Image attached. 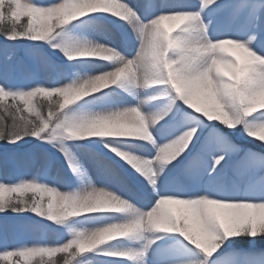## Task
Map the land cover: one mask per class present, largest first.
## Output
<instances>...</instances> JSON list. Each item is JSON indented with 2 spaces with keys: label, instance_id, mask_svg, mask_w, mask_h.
<instances>
[{
  "label": "snow or ice",
  "instance_id": "obj_1",
  "mask_svg": "<svg viewBox=\"0 0 264 264\" xmlns=\"http://www.w3.org/2000/svg\"><path fill=\"white\" fill-rule=\"evenodd\" d=\"M77 3L78 0H56L48 4H38L35 0H0V34L9 40L30 38L44 41L51 47L60 49L69 60L99 58L105 61H115L113 68H116L132 59L133 71L109 86L121 81L138 85L140 67L141 65L147 66L150 71L146 80L151 82L147 83L145 88L161 86L162 94L168 97L167 105L156 113L167 111L165 118L169 113H173L175 107L176 113L174 114H180L182 121L178 134L163 145H155V137L152 134L151 141L157 147V154L151 158H141L153 161V158L159 154L160 161L171 163L191 153L192 149L199 144L198 151L191 155L185 165L184 175L197 188L203 184L205 190L203 192L193 190L183 194L185 189L177 188L174 194H158L151 208L141 210L127 198L104 186L93 184L85 190L69 192L49 187L46 183L37 181L35 177L31 179L21 177L16 183L0 180V212H7L9 209L13 212L31 211L57 223L100 210L131 212V216L121 222L109 223L93 229L73 230L71 238L63 243L35 242L31 244L32 246L5 247L0 251V264H10V262L30 264L35 257L45 255L53 257L56 254H60L58 260H62L63 264H91L90 261L83 259L87 253L107 242L139 234L144 229L181 234L203 255V258L195 264H208L209 258L218 251L226 239L242 234L251 237H256L258 234L264 235V184L253 187L243 195L240 194L237 186L238 181L248 184H254L258 179L264 181V152L242 149L230 138V133L234 131L257 140L258 134L255 129L264 125V109L252 111L255 106V94L264 87V64L253 65L245 74L237 78L233 72L213 66L211 57L198 50L199 42L191 35L194 29H199L210 38L209 28L212 21L208 20L205 23L204 12L212 8L221 16L240 19L242 21L241 30L250 34L255 33L256 41L264 39V0H244L242 5L233 2L222 3L221 0H200L199 7L195 9L187 0H161L159 3L153 2L145 5L143 14L136 5L129 3V0H117L118 4L127 5L133 11L125 16L114 14L112 11L102 13L122 19L132 29L138 42V49L132 58H128L118 49L104 44L117 50L118 54L113 55L111 59L76 55L85 47L102 44L98 41L74 42L64 39L53 43V38L61 34L57 31L58 29L62 31L69 22L84 17L86 14L101 12L88 11L83 15L75 13L73 9ZM174 13L185 14L188 20L165 35L164 29L160 27L156 18ZM22 18H26V22L22 23ZM249 35L244 40L236 37L218 39H230L264 57V48L258 46L256 42L249 41ZM234 47L243 52L242 47ZM7 58L11 59L10 56ZM242 61L243 58L240 56L229 53L230 63L240 64ZM170 68L175 76H170ZM90 74L81 75L73 71L71 73L73 79L52 87L37 83L30 88L14 89L0 82V108L3 109L0 112V140H7L8 143L14 144L25 136L47 141L55 140L58 135L81 137L71 135L70 129L84 123L128 118L134 111L147 114L138 105L89 116L69 114L66 111L68 105H73L82 97L99 91L74 96L69 102H65L68 94L84 86V77ZM204 76H207L210 86L215 90V101L226 113V116L221 118L224 122L217 119L209 120L202 113L190 107L179 113L181 105L178 101H182L183 105L186 104L177 95L174 80L185 81L195 86ZM142 103L144 102L141 101ZM45 109H47L46 114ZM209 121L218 123L210 127L205 136L203 130ZM155 126L151 128L154 129ZM258 141L264 144V138L260 136ZM176 144L183 145L182 150L177 151L174 147ZM59 147L68 157L69 166L75 174L78 169L69 156L68 149L63 145ZM113 151L117 150L114 148ZM122 153L127 152L118 151V155L127 161ZM235 153H242V155L239 160L231 163L229 169V158ZM257 164L261 167L257 168ZM135 168L148 177L149 184L155 189L157 180L152 178L153 173ZM164 170V166H157L155 173L157 178L163 174ZM26 193L32 195L25 196ZM45 193L48 196L46 208L43 201ZM37 194L40 195L39 199ZM104 198H120L126 203L119 209H96L74 214H66L60 206L63 202L74 203ZM169 205H180L182 209L177 214L167 207ZM245 209H256L258 212L249 214L240 211ZM222 210L228 211L222 212ZM193 224L196 225L195 231ZM109 230L112 231L110 238L100 243H87L92 241L99 232ZM157 239L159 237H154L149 241L148 246L140 250H110L103 254L148 264L149 250ZM36 264H40V261H36ZM47 264H58V262L50 260ZM170 264H193V262L172 261ZM229 264H264V257L253 260L248 255L238 254L229 261Z\"/></svg>",
  "mask_w": 264,
  "mask_h": 264
},
{
  "label": "rangeland",
  "instance_id": "obj_2",
  "mask_svg": "<svg viewBox=\"0 0 264 264\" xmlns=\"http://www.w3.org/2000/svg\"><path fill=\"white\" fill-rule=\"evenodd\" d=\"M35 2L48 4L54 3L56 0H35ZM153 2L159 3L161 0H129V3L136 5L142 14L145 12L144 6ZM187 2L193 9L200 5V0H187ZM221 2H233L242 5L244 0H221ZM204 17L205 23L208 20L212 21L209 35L213 41L221 37H236L244 40L250 34L241 30L242 21L240 19L221 16L212 8L204 12ZM165 27L175 30L172 22H165ZM57 31L61 34L53 38V43L64 39L74 42L98 41L118 49L128 58H132L138 49V42L132 29L122 19L107 13L86 14L84 17L69 22L62 31L59 29ZM256 44L264 48V39L257 40ZM228 52L241 58L244 55L242 50L234 46L229 47ZM9 56L11 59L7 58ZM115 63V61H105L99 58L69 60L60 49L53 48L44 41H36L30 38L9 40L4 35H0V82L14 89L30 88L37 83L49 87L62 85L74 78L71 75L73 71L79 72L81 75L84 73L95 74L97 71L110 70ZM160 89L161 86L142 88L138 85L129 84L127 81H121L108 86L106 89L99 90L97 93L82 97L73 105H68V113L89 116L135 105L140 106L145 113L157 112L168 103V97L164 96ZM150 97L153 99H149ZM141 101L144 103L141 104ZM178 103L181 105L179 113L188 108V106L183 105L182 101H178ZM174 113H176L175 107L173 113H169L168 116L159 121L154 129L150 128L155 137V145H163L178 134L182 116ZM199 115L202 116V114ZM211 124L216 125L217 122H207L203 135H207L209 128L212 127ZM231 137L239 141L235 139L234 141ZM230 138L242 149L254 150L251 146L243 148V144L240 143L246 141L247 145H252V141H257L259 135L256 137L257 140H253L247 135L233 131L230 133ZM37 139L26 136L20 142L17 141L6 146L0 145V148H8L4 153L0 152V180L16 183L21 177L25 179L35 177L37 181L46 183L49 187L69 192L82 191L93 184L104 186L127 198L141 210L151 208L158 198V194H174L177 188H184L185 193L183 194L193 190L200 192L205 190L203 184L197 188L184 175L185 165L191 155L198 151L199 144L192 149L191 153L178 161L166 163L153 160L151 164L152 178L157 180L155 189H153L147 176L118 155V151H125L132 155L151 158L157 154V147L152 141L138 137H69L67 135H58L53 141L41 139L36 141ZM31 141H35V143L27 146ZM59 145L68 149L69 156L78 169L75 174L69 166L68 157L60 150ZM114 148L117 151H113ZM240 155L242 153H235L229 158V169L232 162L239 160ZM208 162L210 165L211 161ZM161 165L165 167V170L157 178L155 175L156 168ZM256 167L259 168L261 165L257 164ZM262 184L264 181L259 179L254 184L243 181L237 182L241 195L245 191ZM28 195L32 194H25V196ZM37 198H40L39 194H37ZM43 201L46 208L48 201L46 193L43 195ZM167 207L177 214L182 209L180 205ZM240 211L249 214L258 212L256 209ZM130 216L131 212L127 211L100 210L68 218L63 223H57L31 211L13 212L8 210L7 212H0V251L4 250L5 247L32 246L31 244L35 242L63 243L71 238L73 230L93 229L109 223L121 222ZM193 230H196L195 224H193ZM243 235L247 236L242 234L226 239L218 251L223 247L232 250L222 254L221 259L210 261L208 264H229V261L238 254L248 255L253 260L264 257V246L255 247V243H258L259 240L250 236L248 241L251 245L244 246L245 240L242 238V242L239 239ZM154 237H159V239L151 245L148 253V264H170L172 261H189L195 264L196 261L203 258L201 251L191 245L179 233H163L144 229L134 236L107 242L105 245L99 246L98 249L87 253L83 259L90 261L91 264H141L138 260L110 257L103 253L110 250H140L148 246L149 241Z\"/></svg>",
  "mask_w": 264,
  "mask_h": 264
},
{
  "label": "clouds",
  "instance_id": "obj_3",
  "mask_svg": "<svg viewBox=\"0 0 264 264\" xmlns=\"http://www.w3.org/2000/svg\"><path fill=\"white\" fill-rule=\"evenodd\" d=\"M88 11H112L114 14L125 16L133 10L124 4H118L117 0H78V3L73 9V12L78 14H85ZM160 27L164 29L165 35H168L170 29L165 27V22H172L173 27H177L186 23L188 16L185 14L174 13L163 17L156 18ZM151 23V22H149ZM192 37L199 42V51L211 57V64L218 69H224L233 72L238 78L245 74L253 65L264 64V57L252 51L250 48L238 45L237 42L230 39L211 40L206 33H202L199 29H194L191 33ZM249 41L256 42V34L252 33L248 37ZM238 46L243 48V61L240 64H232L229 62V47ZM117 50L104 44H97L92 47H85L78 51L76 55L84 57H101L103 59H111L116 55ZM133 71V61L129 59L126 64L119 67L112 68L100 73L90 74L84 77V86L79 88L76 92L70 93L65 97V102H69L74 96L86 95L90 91H98L101 88H106L109 84L125 76L127 73ZM149 68L141 65L138 86L145 87L151 81L146 80ZM170 76H175V73L169 69ZM174 87L177 95L180 96L184 103L193 108L195 111L202 113L209 120L217 119L224 122L222 117L226 116L223 108L215 101V90L210 86L207 76H204L195 86L185 81L174 80ZM254 107L252 111H259L264 109V87H262L254 97ZM167 111L159 113L149 112L142 114L139 111H134L130 117L97 121L93 123H84L77 125L70 129V134L74 136H128L138 137L140 139L151 141L153 139L150 128L156 125L159 121L164 119ZM255 132L264 138V125L255 129ZM177 151L182 150L183 145H174ZM124 158L141 170L152 172L151 164L153 161L145 160L141 157L133 156L129 153H122ZM154 161L159 162V154L153 158ZM59 203V202H56ZM125 201L120 198H104L93 201L63 202L60 204L61 208L66 214H74L78 212H88L96 209H119L125 205ZM112 231L99 232L92 241L87 243H100L110 238ZM47 264V262H43Z\"/></svg>",
  "mask_w": 264,
  "mask_h": 264
},
{
  "label": "trees",
  "instance_id": "obj_4",
  "mask_svg": "<svg viewBox=\"0 0 264 264\" xmlns=\"http://www.w3.org/2000/svg\"><path fill=\"white\" fill-rule=\"evenodd\" d=\"M22 23L23 22H26V18H22ZM2 35V34H0ZM43 99V98H42ZM69 109H67L66 111L68 112ZM3 109L0 108V112H2ZM47 113V109H45V114ZM26 115H28V113H26ZM210 123H215V122H210ZM218 123V122H217ZM210 126H214L213 124H211ZM43 135V134H42ZM26 137V136H25ZM233 140L235 138L231 137ZM39 139H37L36 141H38ZM236 141H239L238 139H235ZM234 140V141H235ZM3 141V142H2ZM20 142V141H18ZM253 144H246V141L245 142H241L240 144L243 146H251L252 148H254L255 150L257 151H261V152H264V144L260 143L258 140L257 141H252ZM0 145H9L10 143H8L7 140H0ZM35 143V141H31L29 144H33ZM5 146H2V147H5ZM1 147V146H0ZM47 206V205H46ZM10 210V209H9ZM247 235V234H246ZM249 235L245 236H241L239 239L242 241V238L245 240L244 242H246L245 245H251L250 242L248 241L249 240ZM255 240H259L258 243H255V247H258V248H261L262 245L264 246V235H260L258 234L256 237H255ZM243 242V241H242ZM235 246H238V244H235ZM234 247V246H233ZM251 247V246H250ZM230 249H228V247H223L221 250H219L218 252L214 253L213 256L211 258H209L208 261L212 260V259H216L220 254L224 253L225 251H228ZM60 256V254H56V256H53V257H49L47 255L43 256V257H36V258H33V260L30 262V264H36V261H40V264H43V262H48V261H57L58 264H63V261L62 260H58V257ZM10 264H13V262H10Z\"/></svg>",
  "mask_w": 264,
  "mask_h": 264
}]
</instances>
